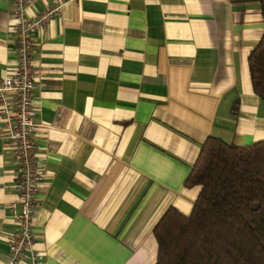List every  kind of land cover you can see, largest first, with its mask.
Masks as SVG:
<instances>
[{"label":"crops","instance_id":"0c3cea01","mask_svg":"<svg viewBox=\"0 0 264 264\" xmlns=\"http://www.w3.org/2000/svg\"><path fill=\"white\" fill-rule=\"evenodd\" d=\"M32 138L42 174L34 219L44 264H154L153 228L188 215L184 185L210 135L264 140V101L247 58L264 32L257 0H32ZM12 0H0V80L15 54ZM237 101V114L232 113ZM13 144L0 116V263L16 231Z\"/></svg>","mask_w":264,"mask_h":264},{"label":"trees","instance_id":"16d2710c","mask_svg":"<svg viewBox=\"0 0 264 264\" xmlns=\"http://www.w3.org/2000/svg\"><path fill=\"white\" fill-rule=\"evenodd\" d=\"M247 62L252 92L264 101V32ZM184 185L201 190L188 215L168 208L154 226V264H264V140L208 136Z\"/></svg>","mask_w":264,"mask_h":264},{"label":"built area","instance_id":"2783aa9c","mask_svg":"<svg viewBox=\"0 0 264 264\" xmlns=\"http://www.w3.org/2000/svg\"><path fill=\"white\" fill-rule=\"evenodd\" d=\"M32 0H12L15 20L13 44L15 62L12 73L0 80V116L5 136L13 144L16 158L14 187L20 205L15 214L17 229L10 236L9 259L0 264H44L45 259L35 247L34 219L41 189L42 174L37 160V145L32 138L36 126L37 110L33 103L36 88V71L32 62L33 42L31 33L45 27L56 15L60 5L49 7L35 16H29L27 8Z\"/></svg>","mask_w":264,"mask_h":264}]
</instances>
